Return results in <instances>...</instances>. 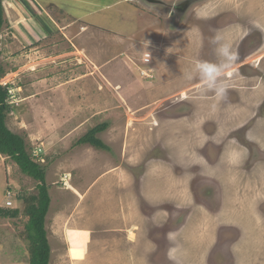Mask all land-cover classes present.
I'll list each match as a JSON object with an SVG mask.
<instances>
[{"label": "rangeland", "instance_id": "rangeland-1", "mask_svg": "<svg viewBox=\"0 0 264 264\" xmlns=\"http://www.w3.org/2000/svg\"><path fill=\"white\" fill-rule=\"evenodd\" d=\"M54 1L70 14L87 11L72 0ZM115 1L92 0L99 11L108 4L92 19L101 18L114 32L130 27L133 38L127 42L133 45L159 28L166 34L158 33L161 40L150 51L166 64L194 72L197 61L218 62L211 43L216 35L231 44L238 63L223 78L228 85L223 99L194 72L189 88L199 83L201 89L189 91L187 99H148L139 109L124 104L123 133L96 136L108 151L78 145L92 128L118 122L112 104L102 117L86 99H63L64 89L42 98L52 86L35 85L54 73L66 76V69L51 70L66 60L55 55L54 62L39 64L40 57L32 67L25 65L26 56L37 52L25 35L30 28L37 36L42 31L56 36V25L45 22L37 6L28 12L22 1L5 0L0 35V85L10 91L5 125L23 138L26 154L45 173L49 264H264V0L200 1L176 32L168 30V15L110 5ZM143 19L150 23L138 25ZM192 28H199L198 35H190ZM43 42L46 48L65 45L61 39ZM117 45L119 52L112 50ZM103 46L115 59L122 58L121 39L109 35ZM151 59L145 68L152 67ZM139 61L133 64L144 67ZM153 77L152 83L159 80L156 73ZM0 157V207L6 208V194L20 193L19 201L12 199L18 218L0 215V264H30L26 202L38 196L40 182L9 157Z\"/></svg>", "mask_w": 264, "mask_h": 264}, {"label": "crops", "instance_id": "crops-1", "mask_svg": "<svg viewBox=\"0 0 264 264\" xmlns=\"http://www.w3.org/2000/svg\"><path fill=\"white\" fill-rule=\"evenodd\" d=\"M20 1H22L21 3L28 12H30L32 8L36 9L34 6H37L41 13H43V16H45V22L49 23L51 27L56 25L55 28L58 32L56 36H50L52 33L50 35H45L42 33V30L37 29L38 32L42 31L41 34H38L37 36L36 32L26 25L29 28V33L26 32L27 36L24 34L25 39L27 40L28 44L34 46L35 49H37V52L33 56H26L28 58V62L25 65L32 67L31 65L35 64L32 63V60L39 59L40 57L41 59H39L37 62L39 64L48 60H52L54 62V59H56L54 58L55 55L56 57H60L59 59L66 60L65 62L59 63L53 67V69H51L52 73L55 71L61 72L60 69H66V76L63 74L60 75L54 73L51 75L50 79L44 81L43 78L42 83L35 85V87L42 85L43 88L48 86V84L52 86V88L47 87L44 90L45 94L41 97L43 98L46 94H49L48 92L54 96V94L59 93L61 89H64L62 91L63 93H61L63 99H86L90 110L99 112L102 117L104 116V109L107 107V105L112 104L111 109L115 110L112 111L115 113L113 114V119H116L118 122L113 120V123L111 122L112 125L110 127H108L106 124L107 128L104 131H107V133L110 132L111 134H115L117 137L123 133H120V122H124L122 117V112L126 109L122 107L124 104L128 103L130 109H139L142 105L145 106V104L150 102L148 99L184 100L187 99L186 96L189 91H197L198 89H201V84L199 83H197L195 86H190L191 88H189L188 77L189 75L192 76L195 71H189L188 69H183L179 66L172 65L171 61H168L169 64H166V60L164 61L160 56L158 57L156 55L157 57H154V54L150 51V49H152L151 45L154 43V41L161 40V37L157 36L158 33L162 34L159 28L148 33V35L147 32H145L138 41H134L133 45V41H131L132 43L127 42L128 39L133 38L132 35H130V27H128L124 32H114L106 27V23L102 22L101 18L92 19L93 13L98 12L99 14H102L105 10H107H104V8L108 6L106 3L101 5V10L99 11L98 7H100V5L96 4L95 2L93 3L92 0H72L73 3L77 5V7H82L83 9L87 10L85 11L87 14L85 12H74L70 14L69 11L64 12V10L60 8L54 0H50L49 2L48 0ZM134 2L136 1L116 0L110 5L117 6L119 3H124L127 6L130 5L128 7L133 5L140 10H142V8L145 9L140 3L137 2L135 5L133 4ZM153 11L149 10V12H152L153 15H157L159 17V15ZM60 12H63V14ZM122 12L123 11H120L119 14L123 15ZM213 12V10L210 11L211 14ZM128 14H135V10L129 11ZM133 16L134 15H132V17ZM38 18L39 17L37 16L36 19ZM21 22V25L24 24L23 21ZM149 23L150 21L145 19L137 22L138 25H145ZM151 24L152 26L153 24L154 26L156 24L157 27L159 22L156 19H153ZM197 31L198 28H192L190 35H193L194 33L195 35H198ZM224 32H226V30ZM140 33H142V31H140L138 34ZM165 34L166 33L164 32L162 36H165ZM109 35H111V37L113 36L114 41L119 42V39L123 41V48L118 56L120 57L121 55V59H115V56H112L111 54L112 51L108 50L106 46H103ZM151 38L153 40L152 43V40H150ZM58 39L64 41L63 43L65 45H63V43V46H61V44H56V46L54 45L50 48H46L44 46L43 41H56ZM136 39L137 38H135V40ZM137 44H139L141 47ZM119 45L116 47L114 46L115 48L113 47L112 50L119 52ZM142 47L144 49L143 51L141 50ZM55 49L57 52H55ZM50 50H52L54 56L50 53ZM49 54H51L53 57L46 59V56H51ZM146 54L149 55L148 59H146ZM150 56L153 58L151 59L153 60L151 65L152 67L145 68V64L148 65V63H151ZM79 60H81V62ZM133 61L143 62L142 64H144V67H138L137 65L133 64ZM29 70L35 71L34 68L33 70ZM155 73L159 76V80L152 83L154 79L153 75ZM33 75H35V73H32L29 76ZM230 75H232V73ZM141 76L146 80L144 81L141 79ZM147 78L149 81H147ZM25 99L32 98L29 97ZM92 99L94 102L90 103ZM127 99L130 100L128 101ZM107 116L109 115H106V117ZM231 157L233 158L234 155ZM26 178L29 179L28 177ZM0 209L2 208L0 207ZM6 220L11 219L8 218Z\"/></svg>", "mask_w": 264, "mask_h": 264}, {"label": "trees", "instance_id": "trees-1", "mask_svg": "<svg viewBox=\"0 0 264 264\" xmlns=\"http://www.w3.org/2000/svg\"><path fill=\"white\" fill-rule=\"evenodd\" d=\"M5 0H0V35L5 23L3 4ZM3 76V68L0 63V80ZM9 93L7 87L0 86V155H5L12 159L19 169L27 176L40 182L37 186L38 196L27 198L26 213L30 217L27 225L29 232L28 240L31 244L30 264H49L50 246L46 239L44 230L45 216L49 209L48 188L44 185L45 173L36 163L32 156L25 152V142L22 137L9 131L5 125L6 112L8 111ZM107 128L106 124L99 125L89 130L78 140V145H90L96 149L108 151L96 136ZM17 198H20V193ZM23 201V198L20 199ZM19 214L18 209L3 210L0 209V215L4 218L14 219Z\"/></svg>", "mask_w": 264, "mask_h": 264}, {"label": "clouds", "instance_id": "clouds-1", "mask_svg": "<svg viewBox=\"0 0 264 264\" xmlns=\"http://www.w3.org/2000/svg\"><path fill=\"white\" fill-rule=\"evenodd\" d=\"M18 1L20 0H16V2ZM211 43L215 45V53H216L218 62L213 63V62H208V61H197L194 67V71L195 73L198 74L201 83L207 90L213 91L216 97L223 99L227 94V87H228L226 81L223 78L226 75V73L230 71L232 65L237 60V53L233 50L231 44L227 42V40L222 35H216L212 37ZM145 56L147 57L146 59H148L149 55L146 54ZM188 78L191 79L192 76L189 75ZM8 93L10 94V91H8ZM102 151H105V150H102ZM8 191L11 193L10 190H7V192ZM14 194H12V196L10 194V198H8V196H5L6 208H10L11 210L14 209L12 199L14 198L15 200L19 201L18 200L19 198H17L18 194L16 193ZM8 201L11 202L10 206L7 205ZM6 208H4L3 210L9 211V209H6Z\"/></svg>", "mask_w": 264, "mask_h": 264}, {"label": "water", "instance_id": "water-1", "mask_svg": "<svg viewBox=\"0 0 264 264\" xmlns=\"http://www.w3.org/2000/svg\"><path fill=\"white\" fill-rule=\"evenodd\" d=\"M151 10H159L169 14L171 30L175 31L181 27L185 18L195 4L202 0H133Z\"/></svg>", "mask_w": 264, "mask_h": 264}, {"label": "flooded vegetation", "instance_id": "flooded-vegetation-1", "mask_svg": "<svg viewBox=\"0 0 264 264\" xmlns=\"http://www.w3.org/2000/svg\"><path fill=\"white\" fill-rule=\"evenodd\" d=\"M202 1H204V0H202ZM158 12H161V13H163V14H166V15H168V22H169V14L168 13H165V12H163V11H159V10H157ZM157 12V13H158ZM183 25V24H182ZM182 27V26H181ZM181 27H179V28H177L176 30H175V32L177 31V30H180L181 29ZM172 28L170 27V23H169V28H168V30H169V32H174L173 30H171ZM198 30H199V28H198ZM262 39H263V37H262ZM240 58V57H239ZM262 59H263V57H261ZM251 60V59H250ZM236 65H237V63L238 62H234ZM235 66V65H234Z\"/></svg>", "mask_w": 264, "mask_h": 264}, {"label": "built area", "instance_id": "built-area-1", "mask_svg": "<svg viewBox=\"0 0 264 264\" xmlns=\"http://www.w3.org/2000/svg\"><path fill=\"white\" fill-rule=\"evenodd\" d=\"M10 1H16V0H10ZM7 196H8V198H10V194H9V193H8V195H7ZM7 205H8V206H10V205H11V202H10V201H8V202H7Z\"/></svg>", "mask_w": 264, "mask_h": 264}]
</instances>
